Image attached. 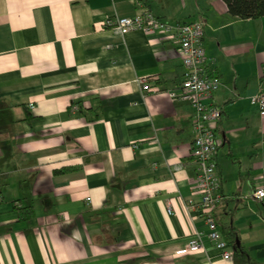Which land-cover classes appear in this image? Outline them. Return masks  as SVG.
<instances>
[{
	"label": "crops",
	"instance_id": "0c3cea01",
	"mask_svg": "<svg viewBox=\"0 0 264 264\" xmlns=\"http://www.w3.org/2000/svg\"><path fill=\"white\" fill-rule=\"evenodd\" d=\"M142 6L205 23L222 81L205 99L222 109L213 215L233 253L236 232L264 264V201L250 196L264 176L251 100L264 85V17L234 16L224 0H0V264H240L200 210L196 110L169 95L185 72L178 40L105 25ZM196 234L203 249L178 255Z\"/></svg>",
	"mask_w": 264,
	"mask_h": 264
},
{
	"label": "built area",
	"instance_id": "2783aa9c",
	"mask_svg": "<svg viewBox=\"0 0 264 264\" xmlns=\"http://www.w3.org/2000/svg\"><path fill=\"white\" fill-rule=\"evenodd\" d=\"M105 25L121 34L139 29L150 33L171 34L178 40L185 72L178 90L171 91L169 95L172 99L189 102L195 107L196 112L191 120L195 133L192 159L196 165V186L201 194L200 210L209 227V238L218 249L223 251L225 259H231L234 253L229 243L223 238L213 215V209L223 200L221 178L215 160V154L220 146L215 123L222 116V109L214 103H206L205 99L213 95L222 81L214 71L216 60L207 56L203 45L205 23L202 20H193L171 24L142 6L140 12L134 16L118 17L115 22L107 19ZM140 82L144 91H158L156 86H152L149 78H140ZM251 100L258 106L260 116L264 119V85L260 86ZM76 108L77 106H74V109ZM250 196L264 201V176L261 184L252 190ZM168 212H172L171 206ZM202 249L201 236L196 234L190 240L188 247L179 250L177 254L198 252Z\"/></svg>",
	"mask_w": 264,
	"mask_h": 264
},
{
	"label": "trees",
	"instance_id": "16d2710c",
	"mask_svg": "<svg viewBox=\"0 0 264 264\" xmlns=\"http://www.w3.org/2000/svg\"><path fill=\"white\" fill-rule=\"evenodd\" d=\"M228 6L229 12L242 19H258L264 17V0H224ZM24 217L30 218L32 216V206L20 209ZM232 239L231 244L234 249V256L240 264H257L254 262L246 250L245 246L238 241V234L236 232L228 234Z\"/></svg>",
	"mask_w": 264,
	"mask_h": 264
}]
</instances>
